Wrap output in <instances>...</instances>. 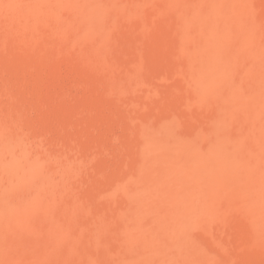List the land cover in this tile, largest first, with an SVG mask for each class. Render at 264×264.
I'll use <instances>...</instances> for the list:
<instances>
[{"label":"rangeland","instance_id":"374dc122","mask_svg":"<svg viewBox=\"0 0 264 264\" xmlns=\"http://www.w3.org/2000/svg\"><path fill=\"white\" fill-rule=\"evenodd\" d=\"M226 1L0 0V264H264V0Z\"/></svg>","mask_w":264,"mask_h":264},{"label":"bare ground","instance_id":"6f19581e","mask_svg":"<svg viewBox=\"0 0 264 264\" xmlns=\"http://www.w3.org/2000/svg\"><path fill=\"white\" fill-rule=\"evenodd\" d=\"M238 2H239V0H238ZM225 3H226L225 6L227 7L228 13H230V15H231L235 20H237L238 18L240 19L241 16H238L239 14H237V12H239V11H236V10L238 9V7H237V9H235L236 7L234 8V6H233V4H234V0H227ZM49 5H50V4H49ZM212 5H213V4H212ZM215 5H217V4H215ZM215 5H214V6H215ZM212 7H213V6H212ZM212 7H211V10H212ZM215 7H216V6H215ZM242 7H243V6H242ZM209 8H210V7H209ZM217 8H218V7H217ZM49 9H50V8H49ZM218 9H219V8H218ZM209 10H210V9H209ZM222 10H223V9H222ZM225 10H226V9H225ZM225 10H224V11H225ZM212 11H213L212 13H214V14H213V17H214V15L216 16V15H217V11H216V9L213 8ZM224 11H223V12H224ZM88 12H89V11H88ZM209 12H210V11H209ZM88 14H89V13H88ZM88 14H86V15H88ZM91 14H92V13L90 12V15H91ZM209 14H210V13H209ZM218 15H220V14H218ZM93 16H94V15H92V17H93ZM228 16H229V14H228ZM220 17H221V16H220ZM242 17H243V16H242ZM227 20H228V19H227ZM232 20H233V19H232ZM235 20H234V22H237V21H238V20H237V21H235ZM240 20H241V19H240ZM240 20H239V21H240ZM212 21H215V20H212ZM224 21H226V20L224 19ZM224 21H223V22H224ZM240 22H241V21H240ZM242 22H243V20H242ZM218 23H219V22H218ZM218 23H217V26L219 25ZM224 23H225V22H224ZM212 24H214V23L212 22ZM222 25H223V24H222ZM214 26H215V25H214ZM243 29H244V28H243ZM245 30H246V29H245ZM210 31H211V30H210ZM210 31H209V32H210ZM222 31H223V30H222ZM209 32H208V33H209ZM213 32H214V31H213ZM247 32H248V29H247ZM214 33H215V32H214ZM243 33H244V32H243ZM210 34H211V32H210ZM210 36H211V35H210ZM247 37H248V36H247ZM207 39H208V38H207ZM246 39H247V38H246ZM206 41H207V40H206ZM217 41H218V40H217ZM211 42H212V41H211ZM219 42H220V41H219ZM206 43H207V42H206ZM213 43H214V42H213ZM245 43H246V42H245ZM253 43H254V42H253ZM207 44H209V43H207ZM218 44H219V43H218ZM211 45H213V44H211ZM214 45H215V44H214ZM214 45H213V47H215ZM250 45H251V44H250ZM250 45H249V46H250ZM253 45H254V44H253ZM206 46H207V45H206ZM251 46H252V45H251ZM208 47H210V46H208ZM208 47H207V49H209ZM205 48H206V47H205ZM216 48H217V46H216ZM208 51H209V50H208ZM208 51H207V52H208ZM214 51H215V50H214ZM219 51H220V50H219ZM210 52H211V51H210ZM216 52H217V51H216ZM208 53H209V52H208ZM214 53H215V52H214ZM211 54H212V52H211ZM220 54H221V53H220ZM209 55H210V54H209ZM215 57H216V56H214L213 58H215ZM220 57H221V56H220ZM220 57H219V58H215V59L218 60V59H220ZM211 59H212V58H211ZM211 59H210V60H211ZM215 59L213 60L214 63L210 62V63L212 64V66L217 65L216 62H218V61H216ZM208 62H209V61H208ZM206 63H207V62H206ZM206 63H205V64H206ZM222 63H223V62H222ZM229 64H230V63H229ZM203 65H204V64H203ZM223 65H224V64H223ZM223 65H222V66H223ZM231 65H232V64H231ZM209 67H211V66H208L207 68H209ZM215 67H218V66H215ZM223 67H224V66H223ZM207 68H206V69H207ZM213 68H214V67H213ZM224 68H225V67H224ZM106 69L108 70V68H106ZM211 69H212V68H211ZM216 70H217V69H216ZM222 70H223V69L221 68L220 71H221L222 73H221V72H220V73L222 74V76H224V75H223V72H224L225 70H224V71H222ZM226 70H227V68H226ZM105 71H106V70H105ZM203 71H204V70H203ZM203 71H201V72H203ZM207 71H208V69H207ZM207 71H206V72H207ZM206 72H205V74H206ZM208 72H209V71H208ZM208 72H207V73H208ZM107 73H108V72H107ZM218 73H219V72H218ZM224 74H225V73H224ZM207 75H208V74H207ZM210 75H211V74H210ZM217 75H219V74H217ZM225 75H226V74H225ZM212 76H213V75H211L210 77L212 78ZM207 77H208V76H207ZM217 78H218V77H217ZM221 78H223V77H221ZM221 78H219V80H220ZM215 79H216V78H214V80H215ZM200 81L203 82L202 80H200ZM216 81H217V80H216ZM207 85H208V84H207ZM204 86H206L205 83H204ZM211 86H212V85H211ZM261 86H262V84H261ZM206 87H207V86H206ZM257 90H258V88H257ZM259 90H260V89H259ZM252 93H254V92H252ZM255 94H256V92H255ZM259 94L263 95V97H264V88H262V89L259 91ZM229 97H230V96H229ZM259 98H260V97H259ZM259 98H257V99L260 100ZM231 99H232V98H231ZM257 99H256V100H257ZM262 99H263V98H262ZM262 101H263V100H262ZM261 103L264 105V102H261ZM262 109H263V108H262ZM263 111H264V110H263ZM10 126H11V125H10ZM7 127H8V126H7ZM165 127H166V126H165ZM162 128H163V127H162ZM160 129H161V127H160ZM12 130H13V129H12ZM1 131H2V130H1ZM5 131H7V130H5ZM153 131H154L153 133L155 134V133H156L155 130H153ZM159 131H160V130H159ZM221 131H222V130H221ZM221 131H220V132H221ZM2 132H3V131H2ZM2 132H1V133H2ZM151 132H152V131H151ZM9 133H10V132H9ZM157 133H158V132H157ZM6 134H8V133H6ZM164 134H165V133H164ZM221 134H222V133H221ZM225 134H226V133H225ZM3 135H4V134H3ZM150 135H151V133H150ZM152 135H153V134H152ZM4 136H5V135H4ZM10 136H11V135H10ZM159 136L161 137V135H159ZM159 136H158V135H154L153 137H151V138H153V139H152L151 142H147V143H146V148H148L149 150H151V149H152V150H153V149H158V144H159L160 142L158 143L157 140H158V139H159V140L161 139ZM162 136H163V135H162ZM166 136H167V134H166ZM176 136H177V135H176ZM218 136H219V138H220V135H219V134H218ZM168 137H169V136H168ZM222 137H223V136H222ZM156 139H157V140H156ZM165 139H166V138H165ZM167 139H168V138H167ZM170 139H171V138H170ZM170 139H169V140H170ZM175 139H176V138H175ZM149 140H150V139H149ZM149 140H148V141H149ZM177 140H179V139H177ZM218 140H219V139H218ZM221 140H222L223 142H227V140H226V141H224L223 139H221ZM181 141H182V140H181ZM8 142H9V141H8ZM167 142H168V140H167ZM171 142H173V141H171ZM219 142H221V141H219ZM229 142H230V141H229ZM237 142H238V141H237ZM9 143H10V142H9ZM9 143H6V144H7L6 146H8ZM162 143H163V141H162ZM177 143H178V144H181L180 142H177ZM186 143H187V142H186ZM194 143H195V142H194ZM214 143H216V141H215ZM227 143H228V142H227ZM10 144H11V143H10ZM160 144H161V143H160ZM164 144H165V141H164ZM170 144H171V143H169L168 145H170ZM173 144H174V142H173ZM173 144H172V145H173ZM209 144H211V143H209ZM222 144H223V143L221 142V144H218V145H222ZM224 144H225V143H224ZM224 144H223V146H225ZM172 145H170V146H172ZM229 145H230V144H229ZM160 146H161V145H160ZM165 146H166V145H165ZM178 146H179V145H178ZM191 146H192V145H191ZM208 146L210 147V145H208ZM208 146H207V147H208ZM215 146H216V145H215ZM163 147H164V145H163ZM199 147H200V146H199ZM199 147H198V148H199ZM220 147H221V146H220ZM225 147H226V146H225ZM9 148L11 149L10 146H9ZM9 148H8V149H9ZM176 148H177V147H176ZM176 148H175V149H176ZM216 148H217V147H216ZM236 148H237V147H236ZM238 148H239V146H238ZM12 149H13V148H12ZM148 149H147V150H148ZM180 149H181V148H180ZM180 149H178V151H179ZM196 149H197V148H196ZM200 149L202 150V148H200ZM234 149H235V148H234ZM13 150H14V149H13ZM13 150H12V151H13ZM191 150L195 151L194 149H191ZM210 150H211V149H210ZM220 150H221V149H220ZM12 151H11V153H12ZM21 151H22V150H21ZM155 151H157V150H155ZM182 151H183V150H182ZM225 151H227V149H226ZM236 151H237V150H236ZM153 152H154V151H153ZM197 152H198V151H197ZM200 152H201V151H200ZM6 153H7V152H6ZM9 153H10V152H9ZM16 153L18 154V152H16ZM21 153H22V156H23L24 158L27 157V158L31 159L30 156H29L30 152L28 153L27 150H26V151H22ZM154 153H155V152H154ZM176 153H177V152H176ZM176 153H175V154H176ZM181 153H182V152H181ZM201 153H202V152H201ZM227 153H228V152H227ZM229 153H230V152H229ZM232 153H233V152H232ZM3 154L5 155L4 151H3ZM42 154H43V153H42ZM184 154H185V153H184ZM254 154H255V153H254ZM259 154H260V153H259ZM261 154H262V153H261ZM10 155H11V154H10ZM13 155H14V154H13ZM30 155H31V154H30ZM163 155H165V154H163ZM204 155H205V154H204ZM224 155H226L225 152H224ZM224 155H223V157H224ZM6 156H8V155H6ZM16 156H17V155H16ZM19 156H20V155H19ZM22 156H21V158H23ZM28 156H29V157H28ZM31 156H33V155H31ZM195 156H196V153L194 154L193 157H195ZM197 156H198V154H197ZM217 156H219V154H218ZM233 156H234V155H233ZM253 156H254V155H253ZM10 157H11V156H10ZM53 157H55V156H53ZM165 157H166V156H165ZM169 157H170V156H169ZM190 157H191V156H190ZM200 157H201V154H200ZM214 157H215V156H214ZM214 157H213V158H214ZM226 157H227V156H226ZM251 157H252V156H251ZM2 158H3V156H2ZM13 158H15V157L13 156ZM39 158H40V157H39ZM48 158H49V157H48ZM163 158H164V157H163ZM208 158H209V157H208ZM210 158H212V157H210ZM213 158H212V159H213ZM219 158H220V157H219ZM224 158H225V157H224ZM228 158H229V157H227V159H228ZM248 158H249V157H248ZM3 159H4V158H3ZM18 159H20V157H19ZM34 159H35V157H34ZM36 159H37V158H36ZM52 159H53V158H52ZM159 159H161V156H160V155H159ZM182 159H183V158H182ZM195 159H196V158H194V161H193L192 159H189V160H190V161L192 160L193 162H196ZM215 159H216V158H215ZM215 159H213V160H215ZM217 159H218V158H217ZM227 159L225 160L226 162H224L223 159H222V161H223V162L221 161V162H222V165H223V163L226 164V165H228V164H227V163H228V162H227ZM230 159H231V158H230ZM257 159H258V158H257ZM257 159H256V161H257ZM24 160L27 161L25 164H23L22 162H19V160H17V159H14V161L12 160V162H10L11 160H10V161H9V160H4V161H6V162L3 161V164L6 163V165L8 166V168H10V169L14 172V174L16 173V176H19V177H21V178L23 179V176H24L23 173H25V172L21 171V169L23 170L24 167L29 168V169H33V165H34V163H35V162H34V163L32 162V163H33V164H32L31 161H28L27 159H24ZM32 160H33V158H32ZM40 160H41V159H40ZM157 160H158V158H157ZM197 160H198V159H197ZM234 160H235V159H234ZM244 160H245V158H244ZM15 161H16V162H15ZM33 161H34V160H33ZM171 161H172V160H171ZM176 161H177V159H176ZM181 161H183V160H181ZM190 161H189V163H190ZM217 161H219V160H217ZM229 161H230V160H229ZM241 161H242V160H241ZM256 161H254V162H256ZM23 162H24V161H23ZM40 162H41V161H40ZM45 162H46V161H45ZM50 162H51V161H50ZM50 162H49V163H50ZM183 162H184V161H183ZM183 162H180V164L183 163ZM185 162L188 163L187 160H185ZM193 162H191V163H193ZM198 162H199V161H198ZM212 162L215 163L214 161H212ZM36 163H37V162H36ZM168 163H169V162H168ZM186 163H184V164L187 165ZM189 163H188V164H189ZM42 164H44V163H42ZM164 164H165V163H164ZM194 164H195V163H194ZM194 164H192V166H193ZM220 164H221V163H220ZM241 164H242V162H241ZM6 165H5V166H6ZM165 165H167V164H165ZM168 165H169V164H168ZM214 165H216V164H214ZM230 165H231V164H230ZM176 166H178V163H177ZM179 166H180V165H179ZM190 166H191V165H190ZM192 166H191V167H192ZM194 166H195V165H194ZM219 166H220V165H219ZM53 167H54V166H53ZM169 167H170V166H169ZM180 167H181V166H180ZM183 167H184V165H183ZM217 167H218V166H217ZM217 167H216V168H217ZM235 167H236V166H235ZM261 167H262V166H261ZM26 168L24 169V171L27 170ZM176 168H177V167H175V171H176ZM192 168H193V167H192ZM192 168H191V169H192ZM194 168H195V167H194ZM212 168H213V167H212ZM216 168H215V169H216ZM232 168L234 169V167H232ZM239 168H241V167H239ZM263 168H264V166H263ZM185 169H186V168H185ZM222 169H223V167H222ZM228 169H229V168H228ZM34 170H35V169H34ZM34 170H33V171H34ZM172 170H173V169H172ZM181 170H182V169H181ZM183 170H184V169H183ZM220 170H221V168H220ZM220 170H219V172H220ZM149 171H150V170H149ZM149 171H148V172H149ZM151 171H152V170H151ZM173 171H174V170H173ZM185 171H186V170H185ZM188 171H189V169H188ZM229 171H230V170H229ZM237 171H238V170H237ZM242 171H243V170H242ZM22 172H23V173H22ZM30 172H31V171H30ZM263 172H264V171H263ZM263 172H262V173H263ZM3 173H4V172H3ZM3 173H0V174H3ZM6 173H7V172H6ZM26 173H27V172H26ZM149 173H150V172H149ZM173 173H174V172H173ZM179 173H180V172H179ZM182 173H183V172H182ZM182 173H180V174L182 175ZM249 173H250V172H249ZM154 174H155V173H154ZM156 174H157V172H156ZM183 174H185V173H183ZM218 174H219V173H218ZM221 174H222V173H221ZM228 174H229V173H228ZM250 174H251V173H250ZM3 175H4V174H3ZM3 175H2V176H3ZM6 175H7V174H6ZM11 175H13V174H11ZM177 175H178V174H177ZM247 175H248V173H247ZM14 176H15V175H14ZM171 176H172V175H171ZM187 176H188V175H187ZM187 176L185 175L183 178L185 179V177H187ZM262 176H263V175H262ZM0 177H1V176H0ZM189 177H190V176H189ZM231 177H233V176H231ZM253 177H254V176H253ZM27 178H28V177H27ZM164 178H165V177H164ZM164 178H162V177L159 176V177L155 178V180H156V181H155L156 184H154L155 182H153L152 184H154V185H157V184H158L159 186H161V187H159V190H160V189L163 187V185L166 183V181H165ZM190 178H191V177H190ZM260 178H261V177H260ZM25 179H26V178H25ZM171 179H172V178H171ZM179 179H180V178H179ZM187 179H189V178H187ZM1 180H3V179L1 178ZM23 180H24V179H23ZM169 180H170V179H169ZM173 180H174V179H173ZM153 181H154V180H153ZM167 181H168V180H167ZM194 181H195V180H194ZM200 181H201V180H200ZM164 182H165V183H164ZM178 182H179V181H178ZM180 182H181V181H180ZM22 183H23V182H22ZM190 183H191V182H190ZM200 183H201V182H200ZM152 184H151V185H152ZM195 184H196V183H195ZM158 185H157V187H158ZM6 186H7V185H6ZM10 186H11V185H10ZM143 186H144V184H143ZM149 186H150V185H149ZM167 186H168V185H167ZM197 186H198V185H197ZM7 187H8V186H7ZM147 187H148V185H147ZM150 187H153V186H150ZM157 187H156V188H157ZM164 187H166V185H164ZM194 187H195V186H194ZM141 188H143V189H142L143 191H145V189H149V188H146V187H145V189H144V187H141ZM168 188H169V187H168ZM168 188H167V189H168ZM151 189L153 190V188H151ZM167 189H166V191H167ZM169 189H170V188H169ZM142 190H141V191H142ZM156 190H158V188H157ZM161 190H162V189H161ZM164 190H165V188H164ZM146 191L149 192L148 190H146ZM150 191H151V190H150ZM37 192H38V190H37ZM147 192H146V193H147ZM167 192H168L169 195L172 194L171 192L169 193V190H168ZM149 193H150V192H149ZM175 193H176V192H175ZM175 193H174V194H175ZM143 194H144V193H143ZM147 194H148V193H147ZM163 194H166V192L163 193ZM174 194H172V195L174 196ZM195 194H196V193H195ZM195 194H194V195H195ZM44 195H45V194H44ZM44 195H43V196H44ZM145 195H146V194H145ZM145 195H144V196H145ZM149 195L151 196V194H149ZM192 195H193V194H192ZM192 195H191V196H192ZM137 196L139 197V194H138ZM161 196H162V195H161ZM173 196H172V197H173ZM182 196H183V195H181L180 197H182ZM188 196H189V195H187V198H188ZM195 196H196V195H195ZM138 197H137V198H138ZM141 197H142V194H141ZM141 197H139V198H141ZM145 197H146V196H145ZM145 197H143L144 199L142 198L143 200L141 199V200H142L141 202H142L143 206L145 205V206H147V208H149V207H148V206H150L149 203H148L149 201L147 200V197H146V198H145ZM164 197H165V196H163L162 198H164ZM180 197H179V198H180ZM183 197H185V196H183ZM198 197H199V195H198ZM139 198H138V200H139ZM190 198H191V197H190ZM190 198H189V199H190ZM260 198H261V197H260ZM42 199H43V198H42ZM176 199H177V198H176ZM189 199H186V198H185V200H189ZM197 199H198V198H197ZM2 200H4V199H2ZM28 200H29V199H28ZM152 200H153V199H152ZM152 200H151V201H152ZM172 200H173V198H172ZM7 201H8V200H7ZM25 201H27V200H25ZM48 201H50V200H48ZM136 201H137V200H136ZM147 201H148V202H147ZM151 201H150V202H151ZM176 201H177V200H176ZM176 201H174V202H176ZM180 201H181V200H180ZM183 201H184V200H183ZM27 202H28V201H27ZM29 202H30V201H29ZM43 202H45V201H43ZM43 202H42V203H43ZM134 202H135V201H134ZM145 202H147L148 204L145 203ZM155 202H156V200H155ZM196 202H197V201H196ZM6 203H7V202H6ZM50 203H51V202H50ZM158 203H159V202H158ZM161 203H162V202H161ZM183 203H184V202H183ZM189 203H190V202H189ZM151 204H152V203H151ZM192 204H193V203H192ZM158 205H159V204H158ZM168 205H169V204H168ZM184 205H185V204H184ZM190 205H191V204H190ZM17 206H18V205H17ZM141 206H142V205H141ZM154 206H156V204H155ZM160 206H161V205H160ZM192 206H193V205H192ZM4 207H5V206H4ZM52 207H53V206H52ZM134 207H135V206H134ZM137 207H138V206H137ZM8 208H11V207H8ZM150 208H151V207H150ZM154 208H155V207H154ZM154 208H153V209H154ZM11 209H12V208H11ZM11 209H10V210H11ZM145 209H146V208H145ZM145 209H144V210H145ZM153 209H152V210H153ZM159 209H160V207H159ZM172 209H173V208H172ZM172 209H171V211H172ZM175 209H176V207H175ZM146 210H147V209H146ZM146 210H145V211H146ZM155 210H156V209H155ZM190 210H191V209H190ZM13 212H14V211H13ZM141 212H143V211H141ZM169 212H170V211H169ZM172 212H174V210H173ZM172 212H171V213H172ZM151 213L155 214L154 212H151ZM161 213H162V212H161ZM171 213H170V214H171ZM177 213H180V212H177ZM153 214L150 215V216H153ZM156 215H157V214H156ZM160 215H161V214H160ZM160 215H159V216H160ZM178 215H179V214H178ZM142 216H143V215H142ZM154 216H155V215H154ZM154 216H153V217H154ZM159 216H158V218H159ZM155 217H156V216H155ZM161 217H162V216H161ZM176 217H177V216H176ZM178 217H179V216H178ZM180 217H181V216H180ZM170 218H171V217H170ZM175 220H176V219H175ZM156 221H157V220H156ZM161 221H162V220H160L159 222H161ZM179 221H181V220H179ZM181 222H182V221H181ZM181 222H179V224H180ZM183 222H184V220H183ZM165 223H166V222H165ZM174 223H175V221H174ZM160 224H161V223H160ZM169 224H170V223H169ZM171 224L173 225V222H172ZM171 224H170V225H171ZM179 224H178V225H179ZM164 225H165V224H164ZM165 226H166V225H165ZM168 226H169V225H168ZM168 226H167V227H168ZM155 227H156V225H155ZM167 227H166V228H167ZM169 227H170V226H169ZM174 227H175V225H174ZM148 228H149V227H148ZM160 228H162V227L160 226ZM160 228H159V229H160ZM150 229H151V228H150ZM153 229H154V228H152V230H153ZM157 229H158V228H156V230H157ZM162 229H164V228H162ZM170 229H171V228H170ZM147 230H148V229H147ZM156 230H154V233L156 232ZM172 230H173V229H172ZM172 230H171V231H172ZM145 231H146V230H145ZM145 231H144V233H145ZM157 231H159V230H157ZM167 231H168V230H167ZM167 231H166V232H167ZM150 232H152V231H150ZM150 232H149V233H150ZM147 233H148V232L146 231L144 237H146V234H147ZM149 233H148V234H149ZM170 233H171V232H170ZM149 235H150V234H149ZM149 237H150V236H149ZM159 237H160V236H159ZM159 237H157V239H158ZM164 237H166V235H164ZM164 237H163V235H162V238H164ZM147 238H148V237H147ZM160 239H161V238H160ZM161 240H163V239H161ZM166 240H168V239L166 238ZM156 241H157V240H156ZM163 241H164V240H163ZM146 242H147V241H146ZM150 242H151V241H150ZM165 242H166V241H165ZM169 242H170V241H169ZM169 242H168V243H169ZM157 243H158V242H157ZM157 243H156V244H157ZM170 243H171V242H170ZM149 244H150V243H149ZM151 244H152V243H151ZM151 244H150V245H151ZM172 244H173V243H172ZM157 245H159V244H157ZM150 247H152V245H151ZM151 249H153V247H152ZM158 249H160V248H158ZM156 251H157V250H156ZM160 251H161V250H160ZM158 253H159V252H158ZM162 256H163V255H162ZM168 257H169V255H168ZM165 259H166V258H165Z\"/></svg>","mask_w":264,"mask_h":264}]
</instances>
